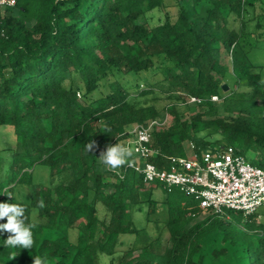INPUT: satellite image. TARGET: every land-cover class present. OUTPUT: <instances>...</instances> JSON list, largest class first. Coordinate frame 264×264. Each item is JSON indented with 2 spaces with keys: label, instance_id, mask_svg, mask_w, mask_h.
I'll return each mask as SVG.
<instances>
[{
  "label": "trees",
  "instance_id": "1",
  "mask_svg": "<svg viewBox=\"0 0 264 264\" xmlns=\"http://www.w3.org/2000/svg\"><path fill=\"white\" fill-rule=\"evenodd\" d=\"M176 1L175 17L166 0H17L0 9V126L15 135L9 159L0 156V177L11 176L0 179V203L23 205L25 223L36 225L29 250L4 247L0 231V264H33L37 255L50 264H222L229 256L264 264L259 212L194 222L204 213L194 197L99 161L131 128L161 117L154 102L163 95L172 120L152 127L150 162L168 168L171 156L234 147L258 153L251 163L264 169L263 67L250 57L264 42V0ZM154 9L166 17L150 26L142 18ZM249 20L255 30L246 34ZM191 98L201 102L184 117L179 107ZM38 165L49 184L35 181ZM19 186L29 194L16 199ZM135 212L145 213V227ZM211 238L218 244L205 245Z\"/></svg>",
  "mask_w": 264,
  "mask_h": 264
},
{
  "label": "built area",
  "instance_id": "2",
  "mask_svg": "<svg viewBox=\"0 0 264 264\" xmlns=\"http://www.w3.org/2000/svg\"><path fill=\"white\" fill-rule=\"evenodd\" d=\"M17 0H0V9L14 8ZM217 101L218 97H213ZM191 103L201 102L191 98ZM156 122L136 125L129 133L134 135L133 149L137 158L136 171L147 184H160L169 191L179 188L194 197L204 212L222 216L226 211L252 215L264 206V169L251 163L234 147L216 148L198 155L169 157V167L159 168L149 159L157 154L150 148L151 130ZM193 148V145H191Z\"/></svg>",
  "mask_w": 264,
  "mask_h": 264
},
{
  "label": "rangeland",
  "instance_id": "3",
  "mask_svg": "<svg viewBox=\"0 0 264 264\" xmlns=\"http://www.w3.org/2000/svg\"><path fill=\"white\" fill-rule=\"evenodd\" d=\"M177 1L176 0H166V10L169 12V14L172 17H175L177 15ZM252 12V10H251ZM165 17H166V11L163 9H154L152 11L147 12L142 20L143 22L149 24L150 26H156L159 24H162L165 21ZM253 15H251L249 17L252 18ZM255 30V24L252 20L247 21V27L245 28V33H252ZM250 57L251 59L259 66H262V75H263V80H264V42L263 44H260V47L255 48L254 50L251 51L250 53ZM143 83V82H142ZM159 95V94H158ZM217 102L220 104V111L223 112V104L217 100ZM158 108H160L162 114L161 117L156 121V123L162 124L163 126H168L172 120L171 116L166 113L165 108L170 106L172 103L168 100H166L165 98H163V95H159V99L158 101L154 102ZM180 110H182L184 117H188L191 116L192 114L195 113V107L192 105V103L190 102L189 104L186 105H180ZM132 130V128L130 129V131ZM133 140H134V135L131 133H128V137H126L125 139H123L120 143L124 144V145H128L131 146L133 148ZM15 142V135L13 133V131L9 128V127H4V126H0V156L4 157V159L6 158V160L9 159L10 157V152H7L5 149L7 148L8 145H11L12 143ZM191 147V145H190ZM189 147V148H190ZM192 148V147H191ZM259 157V154L250 150L248 151V155H247V159L252 162V159H257ZM137 156L134 155V159L136 160ZM139 158H137L138 160ZM139 161V160H138ZM137 162V161H135ZM140 162V161H139ZM11 176H9L8 174L4 175V178L0 177V179H3L4 181H6V178H8ZM49 169L47 167L38 165L35 168V181L37 183H44V184H49ZM16 190H19L18 193L15 194V198L16 199H21L22 196H27L29 194V190L26 187L23 186H19ZM155 198L161 202L163 200V192H162V188H158L155 191ZM162 209V208H160ZM163 211V210H162ZM229 211V210H228ZM260 213L257 223H262L264 224V206L262 208L259 209L258 211ZM209 214H211L210 212H204L199 218H195L194 222H197L199 220L204 219L206 216H208ZM134 221L136 223V225L139 228L145 227L146 224V217H145V213L144 212H135L134 214ZM149 232L151 235H156L158 234L157 231H155L154 227L149 226ZM169 238V233L166 229H164L162 231V240L163 243L166 244ZM124 240V242H128V241H132L135 243H140V241H135L133 239H131V237L129 236H123L122 237V241ZM214 245V244H218L217 240H214L213 238H211L210 240L208 239L207 242H205V245ZM207 245V246H208ZM127 244H125L124 246L118 247V251L120 253L126 251L128 249ZM139 246V245H137ZM234 260L232 259V257H227L225 258V260L222 262V264H234Z\"/></svg>",
  "mask_w": 264,
  "mask_h": 264
},
{
  "label": "clouds",
  "instance_id": "4",
  "mask_svg": "<svg viewBox=\"0 0 264 264\" xmlns=\"http://www.w3.org/2000/svg\"><path fill=\"white\" fill-rule=\"evenodd\" d=\"M106 132L111 128L105 126ZM86 151L91 152L95 141L84 145ZM139 149H133L131 146L116 143L108 146L106 151L100 154L99 161L108 170L120 175L119 169L125 165L128 167L135 166L134 153ZM123 178V177H121ZM40 207H43V201H40ZM6 219V223L0 224V231L8 233L7 239L4 240V247L15 249H31L34 244L33 229L34 223H25V207L17 203H0V220ZM33 264H50L46 255H37L33 259Z\"/></svg>",
  "mask_w": 264,
  "mask_h": 264
},
{
  "label": "water",
  "instance_id": "5",
  "mask_svg": "<svg viewBox=\"0 0 264 264\" xmlns=\"http://www.w3.org/2000/svg\"><path fill=\"white\" fill-rule=\"evenodd\" d=\"M224 88H225V90H226V89H227V86L225 85Z\"/></svg>",
  "mask_w": 264,
  "mask_h": 264
},
{
  "label": "crops",
  "instance_id": "6",
  "mask_svg": "<svg viewBox=\"0 0 264 264\" xmlns=\"http://www.w3.org/2000/svg\"><path fill=\"white\" fill-rule=\"evenodd\" d=\"M135 161H138V160H137V158H136V160H135Z\"/></svg>",
  "mask_w": 264,
  "mask_h": 264
}]
</instances>
